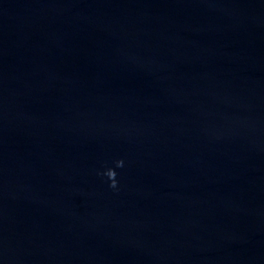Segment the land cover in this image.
<instances>
[{
  "label": "water",
  "instance_id": "water-1",
  "mask_svg": "<svg viewBox=\"0 0 264 264\" xmlns=\"http://www.w3.org/2000/svg\"><path fill=\"white\" fill-rule=\"evenodd\" d=\"M0 264H264V0H0Z\"/></svg>",
  "mask_w": 264,
  "mask_h": 264
},
{
  "label": "clouds",
  "instance_id": "clouds-1",
  "mask_svg": "<svg viewBox=\"0 0 264 264\" xmlns=\"http://www.w3.org/2000/svg\"><path fill=\"white\" fill-rule=\"evenodd\" d=\"M123 160H118L116 161V167H123ZM105 175H107V177L109 178V180L111 181L110 187L115 188L116 187V172L114 169H108L107 172L105 173Z\"/></svg>",
  "mask_w": 264,
  "mask_h": 264
}]
</instances>
